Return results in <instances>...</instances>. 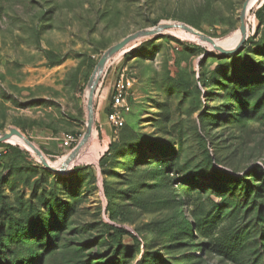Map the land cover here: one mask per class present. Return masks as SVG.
Masks as SVG:
<instances>
[{"label":"rangeland","instance_id":"374dc122","mask_svg":"<svg viewBox=\"0 0 264 264\" xmlns=\"http://www.w3.org/2000/svg\"><path fill=\"white\" fill-rule=\"evenodd\" d=\"M0 0V264H264V0ZM260 9L255 14L254 10ZM243 35V31H242ZM134 78L114 135L106 108ZM80 135L70 148L61 138ZM87 148V149H86ZM71 169V170H70Z\"/></svg>","mask_w":264,"mask_h":264},{"label":"water","instance_id":"95a60500","mask_svg":"<svg viewBox=\"0 0 264 264\" xmlns=\"http://www.w3.org/2000/svg\"><path fill=\"white\" fill-rule=\"evenodd\" d=\"M249 0H246L243 5L242 8L240 10L239 13V20H240V30L243 31V37L240 39V41L232 48H224L222 46H220L219 44H216L212 39H210L207 36H202L201 33L197 32L196 30L186 26V25H179L180 27L184 28L185 30L191 32L193 35H197L200 36V38H204L205 41H207L209 44H211L213 46V48H215L217 51H219L222 54H227V53H232L234 50H236L238 47H240L242 45V43L245 41V39L248 36V28H247V24L245 22V13L247 10V2ZM176 24H165V25H160V26H156L154 28L148 29V30H140L136 33L130 34L128 36H126L125 38H123L121 41L115 43L114 45H112L105 53L104 55L100 58L98 65H97V69H96V73H94L93 75H91L89 82H88V86H89V91H88V97H87V109H88V116H87V126H86V131L83 135L82 140L78 143V145L74 148V150L70 153V155L68 156L66 163L64 165V167H59L51 162H49L48 160H46L42 153L40 152L39 149H37L32 143H30L24 136L23 134H21L17 129L15 128H11L9 129L8 132H2L0 133V142L4 141L10 137H16L18 140H20L21 142H23L34 154L35 156L39 159V162L46 168L53 170L55 172H59V173H64L65 171H67L70 167H71V163L73 162L74 158L77 156L78 152L80 151L81 146L83 145V143L86 142V140L88 139V137L91 135V131H92V120H93V105H92V97H93V92L95 89V84L97 81V76L100 73L104 63L110 58L112 57L115 53H117L119 50H121L123 47H125L129 42L140 38V37H144V36H149V35H153V34H158L163 32L166 28L170 27V26H174ZM68 163V167H66Z\"/></svg>","mask_w":264,"mask_h":264},{"label":"built area","instance_id":"2783aa9c","mask_svg":"<svg viewBox=\"0 0 264 264\" xmlns=\"http://www.w3.org/2000/svg\"><path fill=\"white\" fill-rule=\"evenodd\" d=\"M134 78L122 72L115 79L108 104L109 111L106 112V122L110 126L114 135L122 128L124 124V115L130 111V97L134 87ZM79 134L67 133L61 140L65 147L70 148L78 142Z\"/></svg>","mask_w":264,"mask_h":264},{"label":"bare ground","instance_id":"6f19581e","mask_svg":"<svg viewBox=\"0 0 264 264\" xmlns=\"http://www.w3.org/2000/svg\"><path fill=\"white\" fill-rule=\"evenodd\" d=\"M253 1L254 0H249L248 2H247V8H248V6L249 5H251L252 3H253ZM243 37V35H242V31L238 34V36L235 38V40L233 41V43H231V45H234L235 43H237L241 38ZM66 167H68V163H67V165H66Z\"/></svg>","mask_w":264,"mask_h":264},{"label":"trees","instance_id":"16d2710c","mask_svg":"<svg viewBox=\"0 0 264 264\" xmlns=\"http://www.w3.org/2000/svg\"><path fill=\"white\" fill-rule=\"evenodd\" d=\"M260 12V9L259 8H257L256 10H254V13L255 14H257V13H259ZM246 44V42L245 43H243V45H242V47L244 46ZM109 111V108L107 107L106 108V112H108ZM124 126V125H123ZM123 126H122V128H123ZM122 128L119 130V132L122 130ZM87 149V148H86ZM75 166H73V167H71V169H73ZM70 169V170H71Z\"/></svg>","mask_w":264,"mask_h":264},{"label":"crops","instance_id":"0c3cea01","mask_svg":"<svg viewBox=\"0 0 264 264\" xmlns=\"http://www.w3.org/2000/svg\"><path fill=\"white\" fill-rule=\"evenodd\" d=\"M105 123H107V122H106V119H105ZM108 126H109V125H108Z\"/></svg>","mask_w":264,"mask_h":264}]
</instances>
